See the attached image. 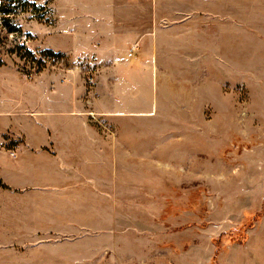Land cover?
Here are the masks:
<instances>
[{"label":"rangeland","instance_id":"374dc122","mask_svg":"<svg viewBox=\"0 0 264 264\" xmlns=\"http://www.w3.org/2000/svg\"><path fill=\"white\" fill-rule=\"evenodd\" d=\"M30 1L0 13V264H264V0ZM124 12L152 34L111 52L88 24Z\"/></svg>","mask_w":264,"mask_h":264},{"label":"crops","instance_id":"0c3cea01","mask_svg":"<svg viewBox=\"0 0 264 264\" xmlns=\"http://www.w3.org/2000/svg\"><path fill=\"white\" fill-rule=\"evenodd\" d=\"M96 4H115L116 0H94ZM121 3H133V4H141V0H120ZM143 16L137 12H124V13H118V14H110L108 16H103L102 18L96 19L97 21H101L102 20V24H88V27H92L97 30L95 31H102L103 33H101L102 36H107L108 38H112L110 39V41H108L110 47H116V49L112 48L110 49L111 52H116L120 49H117V47L119 45H124L125 47H128L129 45H132L133 41L135 40L136 37L139 36H145L148 34L147 36L152 34V31H149L148 33H143ZM96 18H98V16H96ZM155 19V18H154ZM93 20V19H92ZM157 18L156 20H152L150 19V27L148 28V30H157ZM154 26V27H153ZM97 33V32H96ZM97 36H100V34H97ZM116 38H118L116 40ZM122 38L124 39V41L121 43L119 41V39ZM18 97V96H17ZM14 98L12 100H9L8 102L2 99H0V117L5 116L3 114H1L3 112V110H6L7 107L9 108H17L18 105L20 107V98ZM23 103V102H22ZM24 107V104H23ZM62 112H56L57 116H51L54 118H51L52 120H55L56 122H58L56 129H58V132L61 133V129L63 128V120L64 117L61 114ZM38 113H36V115H34L33 118L32 116H29L30 118H19L21 121H23V123L25 121H30L29 122V127L27 128L26 125H22V133L23 135L25 134L26 138H27V142L30 145V147L32 148H41L42 146H44V139L45 137V131H46V127L45 125L42 123V119L44 118V115H38ZM13 118L15 121L13 123L16 128H18L17 126H21L19 124V121L16 122V116L14 117H10ZM25 126V127H24ZM18 130V129H17ZM20 131V130H18ZM57 131V130H56ZM34 156H32L30 154V156H25L26 158V163L29 164V173L33 174L35 172L34 170V164H36V162H38L39 158L34 159ZM45 159V158H44Z\"/></svg>","mask_w":264,"mask_h":264},{"label":"trees","instance_id":"16d2710c","mask_svg":"<svg viewBox=\"0 0 264 264\" xmlns=\"http://www.w3.org/2000/svg\"><path fill=\"white\" fill-rule=\"evenodd\" d=\"M35 7V4L32 3L30 0H3L0 8V13L2 16V26L3 29L7 31L8 34H18L21 29L19 26L15 24L14 19L16 18L17 15L24 13L28 11L27 7ZM25 46L22 45L20 49L24 48ZM25 49V48H24ZM29 54V57L27 58L28 60L31 59L32 62H37L39 65L43 64V60H36L33 56V54L29 51H27ZM19 55V53H18ZM41 56L44 57H59L61 54L54 53L52 50H46L41 53ZM23 58H26V55H23L21 60Z\"/></svg>","mask_w":264,"mask_h":264}]
</instances>
